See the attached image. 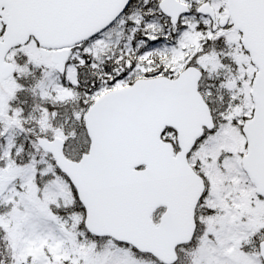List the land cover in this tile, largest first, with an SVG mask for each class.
I'll list each match as a JSON object with an SVG mask.
<instances>
[{
	"label": "snow or ice",
	"instance_id": "obj_1",
	"mask_svg": "<svg viewBox=\"0 0 264 264\" xmlns=\"http://www.w3.org/2000/svg\"><path fill=\"white\" fill-rule=\"evenodd\" d=\"M0 264H264V0H0Z\"/></svg>",
	"mask_w": 264,
	"mask_h": 264
}]
</instances>
